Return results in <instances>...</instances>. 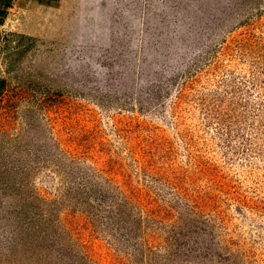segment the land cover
<instances>
[{
	"label": "rangeland",
	"instance_id": "374dc122",
	"mask_svg": "<svg viewBox=\"0 0 264 264\" xmlns=\"http://www.w3.org/2000/svg\"><path fill=\"white\" fill-rule=\"evenodd\" d=\"M0 21V264H264V0H59Z\"/></svg>",
	"mask_w": 264,
	"mask_h": 264
},
{
	"label": "crops",
	"instance_id": "0c3cea01",
	"mask_svg": "<svg viewBox=\"0 0 264 264\" xmlns=\"http://www.w3.org/2000/svg\"><path fill=\"white\" fill-rule=\"evenodd\" d=\"M59 0H0V21L4 14H8V9L14 10V15L22 16L21 13L26 12L29 6H54Z\"/></svg>",
	"mask_w": 264,
	"mask_h": 264
}]
</instances>
